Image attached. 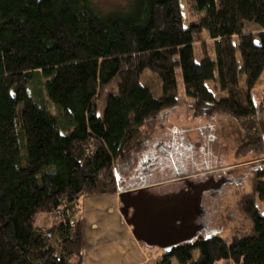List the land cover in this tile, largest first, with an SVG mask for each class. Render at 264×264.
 Returning a JSON list of instances; mask_svg holds the SVG:
<instances>
[{"label": "trees", "instance_id": "trees-1", "mask_svg": "<svg viewBox=\"0 0 264 264\" xmlns=\"http://www.w3.org/2000/svg\"><path fill=\"white\" fill-rule=\"evenodd\" d=\"M182 1L131 0L102 12L93 0H0V264H82L80 199L123 188L114 164L147 141L146 121L178 105L180 93L194 114L243 125L240 151L264 155L251 96L264 72V0H186L189 21ZM144 70L160 78L159 97L141 85ZM154 171L126 187L166 192L167 176ZM252 174L239 202L246 231L161 250L158 264H264V167ZM41 213L59 220L46 229Z\"/></svg>", "mask_w": 264, "mask_h": 264}, {"label": "rangeland", "instance_id": "rangeland-1", "mask_svg": "<svg viewBox=\"0 0 264 264\" xmlns=\"http://www.w3.org/2000/svg\"><path fill=\"white\" fill-rule=\"evenodd\" d=\"M130 1L93 0V3L98 10L108 12L115 8H123ZM182 6L185 20H192L194 16L191 13L190 3L183 0ZM209 43L210 40L204 37V39L194 44L195 60L201 58L203 49ZM140 83L147 87L154 97L161 95V81L155 73L144 70ZM206 84L213 91L216 99L224 97L223 93H218L213 89L212 83L207 82ZM244 86L242 80L241 87L244 88ZM180 95L181 100L178 105L165 109L156 117L146 121L142 130L144 131L143 138H147V141L137 150H134L130 154L129 159L116 162L113 170L119 186L125 188L132 180L137 181L140 172L144 173V170L147 169L148 166L143 164L145 161L147 165H155L152 170H155V173H159V177L161 173V177L173 174L175 155L180 154L186 163L191 164V166L186 168L187 171L193 170L194 174L210 172V176H217V173L223 174L226 171L227 175L235 179H241L239 183H223L222 192L213 196L208 206L209 215L207 218L210 227L214 228L218 236L228 241L235 231L241 230L243 232L248 229L249 223L241 211L239 202L242 197L252 191L253 167H251V164H256L262 154H260L259 150L256 153L254 151L245 153L240 151L245 128L232 117L224 113H213L212 115L194 114L190 108L192 101L181 93ZM251 96L252 102L257 108V119L255 122L257 126L259 122L264 124V72L252 88ZM173 144L179 145V149H176L175 145V149L172 150L174 153H170L168 149H165L166 153H161V147L169 148ZM180 144L185 145L186 148L180 146ZM149 158H152V161ZM156 158L160 160V164L156 162ZM135 183L138 184V182ZM85 197H82L79 201L82 218V200ZM256 202L260 209H263L262 204L258 201ZM58 220L57 213H41L37 218V224L50 229ZM155 249L161 252L157 247ZM194 253L195 256H198L197 251ZM172 264H178V262L173 259ZM219 264L224 263L221 262ZM225 264L233 263L227 262Z\"/></svg>", "mask_w": 264, "mask_h": 264}, {"label": "crops", "instance_id": "crops-1", "mask_svg": "<svg viewBox=\"0 0 264 264\" xmlns=\"http://www.w3.org/2000/svg\"><path fill=\"white\" fill-rule=\"evenodd\" d=\"M82 206V264H158L161 252L134 238L119 212L118 194L87 196Z\"/></svg>", "mask_w": 264, "mask_h": 264}, {"label": "water", "instance_id": "water-1", "mask_svg": "<svg viewBox=\"0 0 264 264\" xmlns=\"http://www.w3.org/2000/svg\"><path fill=\"white\" fill-rule=\"evenodd\" d=\"M147 192L143 185L117 190L121 203L119 212L126 224L131 226L134 238L147 247H157L164 252L182 243L192 242L196 234L174 225L182 215L185 217L187 207L181 208L176 200L157 199ZM130 210L132 212L129 214ZM205 236L208 237L207 234Z\"/></svg>", "mask_w": 264, "mask_h": 264}, {"label": "flooded vegetation", "instance_id": "flooded-vegetation-1", "mask_svg": "<svg viewBox=\"0 0 264 264\" xmlns=\"http://www.w3.org/2000/svg\"><path fill=\"white\" fill-rule=\"evenodd\" d=\"M175 145L176 144H173V146H169V148L161 147L160 151L162 152L163 150L168 149L170 153H174L172 150L175 149ZM180 146L186 148L185 145L180 144ZM176 149H179V145H176ZM175 157L176 160L174 161L175 163L173 165L174 173L166 177L168 178L167 181L170 183L168 187L169 189L166 190V192L161 191L149 193H152V195H154V197L157 199L168 198L172 202H175L174 200H176L181 204V208L184 206L187 207L185 217L182 215V217L175 221L174 225L176 228H183L186 230V232L191 230V234H196V237L193 240L197 239L201 235H212V233H215V230L214 228L210 227L207 218L209 215L208 206L210 200L217 193L222 192L223 183H236L237 180L241 181V179H235L234 177L227 175L226 171L223 172L224 175L219 173L217 176H210L208 172L194 174L193 170H188L187 172H182L183 175L179 177L178 174L181 172V170H183V167L187 168L191 166V164L186 163L180 154H176ZM149 159L152 161V158ZM256 162V164H260L262 167H264V155H262L261 158ZM143 164L149 168L147 167V169L144 170V173L140 172L139 178L137 179L138 181L147 179L149 175L152 176V169L155 168V165H147L146 161ZM256 164H251V167L256 166ZM131 186H135V184L133 183ZM131 212L132 210L129 211V214Z\"/></svg>", "mask_w": 264, "mask_h": 264}]
</instances>
